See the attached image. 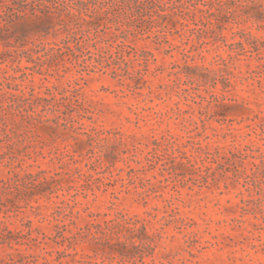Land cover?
<instances>
[{
	"label": "rangeland",
	"instance_id": "obj_1",
	"mask_svg": "<svg viewBox=\"0 0 264 264\" xmlns=\"http://www.w3.org/2000/svg\"><path fill=\"white\" fill-rule=\"evenodd\" d=\"M61 1L0 0V264H264V0Z\"/></svg>",
	"mask_w": 264,
	"mask_h": 264
},
{
	"label": "trees",
	"instance_id": "obj_2",
	"mask_svg": "<svg viewBox=\"0 0 264 264\" xmlns=\"http://www.w3.org/2000/svg\"><path fill=\"white\" fill-rule=\"evenodd\" d=\"M124 1L125 0H122L121 2H124ZM47 2L51 3L53 5L54 9H58L57 8L58 4H63V5L65 4V2L61 1V0H47ZM144 2H150V1L149 0H145ZM74 4L79 6V5H82V2L74 1ZM106 12H108V11H106ZM64 44H67V41H65ZM1 85H2V83H0V86ZM1 91H2V88H0V92ZM5 95L6 94H2V96H5ZM10 98H13L16 101H19V100L20 101H24L25 100L24 97H21V96L17 97L15 95H11ZM41 100L46 101V99H44V98H36L35 99V101H41ZM27 118L33 120V119H35V116L34 115H29ZM7 127L8 126L6 124V120H4V118L0 116V131L5 135V137L7 136V134H6Z\"/></svg>",
	"mask_w": 264,
	"mask_h": 264
}]
</instances>
